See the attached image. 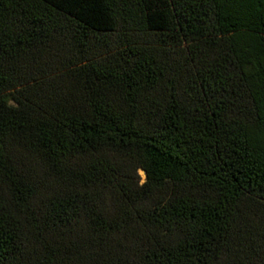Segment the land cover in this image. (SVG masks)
Masks as SVG:
<instances>
[{"label": "trees", "instance_id": "16d2710c", "mask_svg": "<svg viewBox=\"0 0 264 264\" xmlns=\"http://www.w3.org/2000/svg\"><path fill=\"white\" fill-rule=\"evenodd\" d=\"M0 264H264V0H0Z\"/></svg>", "mask_w": 264, "mask_h": 264}, {"label": "rangeland", "instance_id": "374dc122", "mask_svg": "<svg viewBox=\"0 0 264 264\" xmlns=\"http://www.w3.org/2000/svg\"><path fill=\"white\" fill-rule=\"evenodd\" d=\"M142 178H143V182L145 181V176L144 173L141 172Z\"/></svg>", "mask_w": 264, "mask_h": 264}, {"label": "bare ground", "instance_id": "6f19581e", "mask_svg": "<svg viewBox=\"0 0 264 264\" xmlns=\"http://www.w3.org/2000/svg\"><path fill=\"white\" fill-rule=\"evenodd\" d=\"M143 173V172H142ZM145 176V175H144Z\"/></svg>", "mask_w": 264, "mask_h": 264}]
</instances>
